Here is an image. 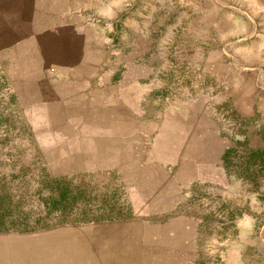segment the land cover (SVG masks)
<instances>
[{"label":"rangeland","instance_id":"374dc122","mask_svg":"<svg viewBox=\"0 0 264 264\" xmlns=\"http://www.w3.org/2000/svg\"><path fill=\"white\" fill-rule=\"evenodd\" d=\"M223 2L102 0V6L103 16L138 22L127 27L140 37L120 42L131 48L137 75L167 83L176 78L182 91L196 79L192 91L200 93L218 79L200 71L206 51L213 48L216 58L222 46L219 27L204 20L212 8L217 19ZM14 11L0 8V218L9 224L0 229V264H264V120L255 122L262 142H242L226 156L229 172L240 176L238 185L198 184L170 213L161 200L127 201L102 174L87 170L79 154L50 148L44 97L49 33L32 24L25 27L33 34L21 36L10 23ZM193 18L198 32L213 33V41L188 39ZM190 65L197 74L189 72ZM224 116L227 128L240 123L254 133L253 122ZM221 177L214 169V179Z\"/></svg>","mask_w":264,"mask_h":264},{"label":"crops","instance_id":"0c3cea01","mask_svg":"<svg viewBox=\"0 0 264 264\" xmlns=\"http://www.w3.org/2000/svg\"><path fill=\"white\" fill-rule=\"evenodd\" d=\"M0 2V8L15 10L10 23L21 36L33 34L26 25L47 27L44 97L49 100L50 148L79 154L87 170L102 174L127 201L168 202L165 213L175 211L174 202L193 195L198 184L238 185L240 176L229 172L226 156L242 142H262L255 122L264 120V0H225L217 19L213 8L207 11L205 24L219 27L216 34L223 43L216 58L213 48L205 53L200 74L218 79L200 93L192 91L196 79L193 88L182 91L176 78L167 83L137 75L131 48L120 42L140 37L127 27L138 22L105 16L102 0ZM193 20L195 31L188 39L213 41L214 34L199 33ZM175 24L180 26L181 18ZM176 67L181 65L175 60ZM189 69L197 74L195 65ZM224 115L253 122L254 133L238 121L237 128H227ZM214 169L222 171L221 179H214Z\"/></svg>","mask_w":264,"mask_h":264},{"label":"trees","instance_id":"16d2710c","mask_svg":"<svg viewBox=\"0 0 264 264\" xmlns=\"http://www.w3.org/2000/svg\"><path fill=\"white\" fill-rule=\"evenodd\" d=\"M5 221H6V217L5 216L0 218V229L7 228L9 226L8 222H5Z\"/></svg>","mask_w":264,"mask_h":264}]
</instances>
